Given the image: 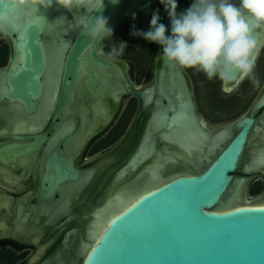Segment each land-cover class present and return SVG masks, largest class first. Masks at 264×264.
<instances>
[{
    "label": "water",
    "instance_id": "95a60500",
    "mask_svg": "<svg viewBox=\"0 0 264 264\" xmlns=\"http://www.w3.org/2000/svg\"><path fill=\"white\" fill-rule=\"evenodd\" d=\"M132 11L136 12L133 31L141 30L148 0L116 4L104 0L103 9L92 18L102 14L111 26ZM85 14L83 9L77 14L58 6L34 13L0 0V39L10 47V57L0 68V98L20 100L28 114L43 105L48 93L56 92L58 98L49 129L30 136L11 133L0 144L2 174L26 183L40 172L38 198L31 207L23 201L17 205L14 224L32 228L67 213L72 196L82 190L91 173L88 168L78 173L74 169L78 143L115 105L120 73L81 34L79 15ZM170 27L169 22L166 33ZM188 82L183 69L162 59L152 89L162 92L160 101L167 102L162 110L172 114L174 127L169 134L179 127L180 113L194 119ZM253 122V115H243L224 128L227 138L209 152L207 160L202 149L198 172L158 180L144 192H117L135 198L105 222L97 240L81 254V264H264V205L256 204L263 201L246 195L245 176L234 174L243 164L252 173L264 171V165H248L242 158ZM200 130L208 133L205 120ZM241 185L244 189L239 191ZM101 211H93L88 239L74 243L76 254L90 241ZM57 257H46L38 264Z\"/></svg>",
    "mask_w": 264,
    "mask_h": 264
},
{
    "label": "flooded vegetation",
    "instance_id": "af4514ba",
    "mask_svg": "<svg viewBox=\"0 0 264 264\" xmlns=\"http://www.w3.org/2000/svg\"><path fill=\"white\" fill-rule=\"evenodd\" d=\"M191 3L192 0H177V12L189 8ZM157 9H159L161 17L160 22L167 27L170 18L164 6L159 0H148V12L144 17L140 31L146 32L150 29L152 14ZM135 13L132 11L122 15L111 25L113 38L104 41L102 45L95 44L97 54H99L100 47H103L107 52L112 43H118L120 40L126 42L128 46L119 60L116 63H111L118 68L121 77L115 105L109 115L82 135L74 153L75 171L78 173L86 168L91 171L84 180L82 190L72 196L67 213L58 214L53 221L36 227L31 228L26 225L24 231L21 232V227L24 224L13 223L15 208L22 201L31 207L38 198L40 172L37 170L26 183L7 177L0 172V242L4 245L10 243L21 245L25 239H36L39 234L43 241L49 243L47 258L57 255L61 261H64V264H70L72 255L75 253L72 249L74 243L81 239H88L87 229L93 218V211L102 210L98 216L100 218L94 222L93 232L97 227L96 223L105 220L110 211L112 213L115 210L118 211L116 203H118L117 199L120 195H117V192L124 194L144 192L151 188L157 180L180 174H194L201 168V152L204 148L202 143H195L194 146L197 147L193 154L192 152L188 154L186 139L174 134L182 125L181 115L177 118L180 122L179 127L175 131L173 130L169 136L170 129L174 127L170 118L172 114L162 110L167 103L165 99L160 101L162 92L152 89V86L158 81L161 71L162 58L160 56L163 49L155 42H149L132 34ZM170 34L171 27L166 35ZM9 57V43L6 39H0L1 69L5 67ZM183 70L189 79L188 84L191 89L195 113L193 121L189 114L187 121L191 120L193 126L200 130L202 120H205L208 136L214 138L219 133L218 131L229 127L240 116L253 115L254 122L249 128L242 158L245 164H256L255 154L259 148L264 146V106L261 107L264 98V83L262 90L259 92L258 89L257 94L246 104L244 112L239 117L211 122V115L203 112L200 108V100L193 89V80L189 69ZM255 72L260 81L264 79V49L261 50L257 58ZM211 81L213 83L214 79ZM218 82L219 89L226 93L237 90L232 87L230 90H225L222 87V82L220 80ZM247 82L248 85H251L250 81L247 80ZM247 82L245 81V83ZM244 88L245 85L242 86V89ZM206 90L208 89L206 88ZM136 92H140L142 96ZM230 100L231 103L225 107L227 111H231L232 107L238 105L237 102L233 103L232 99L228 101ZM57 103V93H48L43 105L28 114L20 100L7 96L1 97L0 144L11 133L30 136L39 135L49 129ZM211 104V108L214 107L212 102ZM186 114L182 113L183 120L187 117ZM210 138L208 142L212 143V138ZM207 147L203 152L204 157L208 154ZM193 155L194 157H192ZM256 170L258 172L252 173L251 169L245 168L243 164L234 174L235 176H245L246 195L250 196L252 200L263 201L264 171ZM110 206L112 208L108 209ZM102 207L104 208L102 209ZM105 211L107 213L104 214ZM40 247L42 248V246H38V249ZM3 254L8 257L6 252Z\"/></svg>",
    "mask_w": 264,
    "mask_h": 264
},
{
    "label": "clouds",
    "instance_id": "9594fccd",
    "mask_svg": "<svg viewBox=\"0 0 264 264\" xmlns=\"http://www.w3.org/2000/svg\"><path fill=\"white\" fill-rule=\"evenodd\" d=\"M13 8H28L34 13L40 8L63 7L73 13L85 10L80 16L81 34L94 44L113 38V29L104 15L94 19L92 14L104 7V0H8ZM170 18L171 34L160 22L159 9L151 17L148 31L134 30L149 42L159 44L160 56L174 68L195 69L208 80L218 79L224 86L238 88L249 80L255 88L261 82L255 72L257 58L264 49V0H192L191 6L177 13V0H159ZM112 4L118 0H111ZM127 43H112L99 55L116 63L124 54Z\"/></svg>",
    "mask_w": 264,
    "mask_h": 264
},
{
    "label": "rangeland",
    "instance_id": "374dc122",
    "mask_svg": "<svg viewBox=\"0 0 264 264\" xmlns=\"http://www.w3.org/2000/svg\"><path fill=\"white\" fill-rule=\"evenodd\" d=\"M192 75V84L193 89L195 90L196 96L200 100V108L203 112L209 113L211 115L212 121L226 120L228 118L239 117L244 111V107L248 102L252 99L254 95L257 94L258 89L259 92L262 90V85L264 83V79H262L260 88H255L252 84L248 85L247 79L244 80L236 91L232 93H226L219 89L218 79H214V82L211 83V80H208L207 77L202 72H198L195 69H189ZM206 78V81H204ZM201 79V80H200ZM245 81L247 83H245ZM249 81V80H248ZM245 85V88L242 89V86ZM246 86H248L246 88ZM206 88L208 90H206ZM246 89V90H245ZM243 91V93H242ZM216 95V96H215ZM220 98L222 100L219 101ZM234 98V99H233ZM232 99L233 103H238L237 106L232 107L231 111H227L225 109L228 103H231ZM211 102L214 104V107L211 108ZM234 104V105H235ZM246 185V184H245ZM244 189V186L241 185L239 191ZM244 191H246L244 189ZM260 191V189H259ZM259 191H257L259 193ZM247 194V192H245ZM76 243V242H75ZM49 243L47 241H43L42 237L37 234L36 239L33 240H24L21 245L12 244L4 245L0 242V264H38L43 258L47 257ZM38 246H42L38 249ZM73 249V248H72ZM74 251V249H73ZM7 253L8 257L4 256L3 253ZM84 251H80V254L74 253L72 255V261L70 264H81V254ZM33 258V259H32ZM59 258H55L48 262L49 264H54L56 260ZM45 263V264H48ZM61 264V263H58Z\"/></svg>",
    "mask_w": 264,
    "mask_h": 264
},
{
    "label": "bare ground",
    "instance_id": "6f19581e",
    "mask_svg": "<svg viewBox=\"0 0 264 264\" xmlns=\"http://www.w3.org/2000/svg\"><path fill=\"white\" fill-rule=\"evenodd\" d=\"M181 115V116H180ZM188 114H186V116H187ZM181 117L180 118V121H181V124L183 125H181L175 132H174V134H176L177 136H179V137H181V138H185L186 139V141H187V146H188V148H187V150H188V154H191V152H192V154H193V151H194V149L197 147H195L194 145H195V143H202V145L204 146V144L206 143L207 144V148H208V154H209V152H215V150H216V148H217V146H219L226 138H227V134H228V132H227V130L226 129H223L221 132H219L218 134H217V136H215L214 138H210V136H208V133H204V132H202L201 130H199V129H196L194 126H193V122L191 121V120H189V121H187L188 120V116L185 118V120H183V115H182V113H180L179 115H178V117ZM184 122H183V121ZM264 133V132H263ZM262 133V134H263ZM169 136H170V134H169ZM263 136H264V134H263ZM209 138L212 140V143H211V141L210 142H208L209 141ZM179 140H181V139H179ZM189 143V144H188ZM258 147V146H257ZM202 148V147H201ZM206 148H205V146H204V150H205ZM204 152V151H203ZM208 154L205 156V159L207 160V158H208ZM256 155V158H255V162H256V164H258V165H264V146L263 147H261L260 148V150L259 151H257V153L255 154ZM188 156V155H187ZM190 157V156H189ZM192 157H194V155L192 156ZM254 162V163H255ZM158 181V180H157ZM156 181V182H157ZM240 187V186H239ZM238 189V188H237ZM236 189V190H237ZM121 190V189H120ZM237 198L238 197V195L237 194H235L234 193V196H233V198ZM130 197H123V196H119L118 197V203H116V204H118V211H116L115 210V212H111V214H110V212H109V215L105 218V220H102L100 223H96L97 224V227L94 229V232H93V235L91 236V240H90V242H88L87 244H85V245H82L81 246V248H79L78 249V252H80V251H84L83 253H85V251L89 248V246L90 245H92V243L94 242V241H96L97 240V238H98V236L100 235V233H101V230H102V227L105 225V222L108 220V219H110L114 214H116L117 212H120V211H122L124 208H125V205H127V203H129L133 198H135V196H131V198L129 199ZM233 198H230V199H233ZM230 199L228 200V201H230ZM264 201V200H263ZM256 204H259V205H264V202H261V203H256ZM109 205V204H108ZM110 205H112V204H110ZM108 207V206H107ZM110 208H112L111 206L108 208V209H110ZM116 208V207H115ZM117 209V208H116ZM109 211V210H108ZM105 213H107L106 211L104 212V214ZM104 216V215H103ZM102 218V217H101ZM104 218V217H103ZM94 225V224H93ZM25 227H26V224H24L22 227H21V232L22 231H24V229H25ZM94 227V226H93ZM1 230V229H0ZM2 232V231H1ZM27 233V232H26ZM6 234V233H5ZM24 234V233H23ZM22 234V235H23ZM13 235V234H12ZM18 236V235H17ZM16 236V237H17ZM33 239V238H32ZM33 259V258H32ZM52 261H55V260H52ZM48 262H51V261H49V260H47L45 263H48ZM44 263V264H45ZM58 263H61L60 262V259H58V260H56V262L54 263V264H58ZM49 264V263H48Z\"/></svg>",
    "mask_w": 264,
    "mask_h": 264
}]
</instances>
